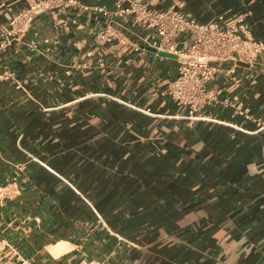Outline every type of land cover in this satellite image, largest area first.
Listing matches in <instances>:
<instances>
[{
  "label": "crops",
  "instance_id": "1",
  "mask_svg": "<svg viewBox=\"0 0 264 264\" xmlns=\"http://www.w3.org/2000/svg\"><path fill=\"white\" fill-rule=\"evenodd\" d=\"M116 1L74 0L11 40L29 0H0V264H264V128L241 115L264 121V65L220 63L191 120L153 31L126 17L95 38ZM170 8L244 15L264 41V0Z\"/></svg>",
  "mask_w": 264,
  "mask_h": 264
},
{
  "label": "built area",
  "instance_id": "2",
  "mask_svg": "<svg viewBox=\"0 0 264 264\" xmlns=\"http://www.w3.org/2000/svg\"><path fill=\"white\" fill-rule=\"evenodd\" d=\"M161 0L137 2L117 0L112 10L97 9L109 18L108 26L95 34L99 42L118 37L113 26L120 19L131 17L141 28L153 31L148 44L160 52L172 54L177 60L176 77L169 83L173 102L187 110L188 118H205L202 108L217 102L210 85L223 72L220 63L233 61L264 65V41L254 38L246 17L226 20L223 15L211 22L199 23L179 9H157ZM74 0H29L28 6L15 14L4 33L11 40L28 32L36 18ZM177 7L181 8L182 4ZM38 33H34L37 36ZM14 79V73H0V83ZM20 87V86H17ZM244 115L247 120L264 128V121ZM1 153V148H0ZM0 189V194H2ZM77 264H107L104 261L82 260Z\"/></svg>",
  "mask_w": 264,
  "mask_h": 264
}]
</instances>
